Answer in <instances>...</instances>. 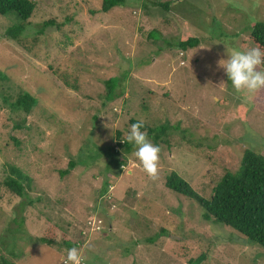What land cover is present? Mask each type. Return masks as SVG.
<instances>
[{
	"label": "rangeland",
	"instance_id": "1",
	"mask_svg": "<svg viewBox=\"0 0 264 264\" xmlns=\"http://www.w3.org/2000/svg\"><path fill=\"white\" fill-rule=\"evenodd\" d=\"M34 1L19 42L6 39L11 22L0 16V264H64L66 241L84 264H264L258 247L164 185L175 172L209 199L245 150L264 155V89L236 92L218 64L231 48L254 47L248 33L264 23V0H128L107 14L101 0ZM189 36L199 46H175ZM113 77L115 99L103 105ZM22 91L36 99L29 112L16 106ZM130 120L169 126L158 133L155 180L132 144L116 146ZM109 147L125 158L121 171L111 157L91 159ZM73 156L77 166L60 178ZM10 166L31 178L32 206L5 187Z\"/></svg>",
	"mask_w": 264,
	"mask_h": 264
},
{
	"label": "trees",
	"instance_id": "2",
	"mask_svg": "<svg viewBox=\"0 0 264 264\" xmlns=\"http://www.w3.org/2000/svg\"><path fill=\"white\" fill-rule=\"evenodd\" d=\"M128 0H101L100 9L98 13L107 14L114 8L124 7L127 5ZM155 5L161 7L163 10L168 9L167 3L160 4L155 2ZM36 8L34 0H0V16L6 17L11 25L6 29L5 37L14 42H19V38L26 32L27 21L32 16ZM44 25H52V22H45ZM41 32V30H40ZM149 37L153 39L158 38L156 32H150ZM248 39L253 43L254 47H260L264 50V23L255 22L251 24ZM200 44V39L195 36H189L185 40H178L175 46L186 51L194 49ZM259 70H264V65H261ZM119 79L116 77L109 78L104 82L105 94L103 105L108 102H112L115 99V89L118 86ZM66 84V82H65ZM68 85V84H66ZM36 104V99L32 97L26 91H22L18 99L16 100L17 107H23L25 112H29L31 107ZM131 124L137 122L136 120H130ZM166 125V123H164ZM168 124L166 126L152 128L147 125L142 129L148 134V138L152 140L155 145H158V141L161 135L168 130ZM177 128V127H174ZM161 131V132H159ZM115 137L119 139L120 133L117 132ZM130 145L127 141L118 142L117 147L124 150L125 153L129 152ZM108 152L99 151L91 159H96L98 156L104 155L105 157H111L112 160L108 162L109 165H114L118 171L125 166V158H120L119 152L115 148L109 147ZM117 156V157H116ZM114 159V160H113ZM76 159L70 157L68 166L66 169L59 171L60 178H64L69 175L70 172L77 166ZM84 164V163H83ZM10 174L4 180L5 187L16 197L26 198V205L32 206L36 200H31L28 195V191L31 189V178L26 175L21 169L10 166ZM142 174L141 171H138ZM109 182V181H108ZM108 184L106 181L103 184L101 193L107 191ZM165 187L174 193L175 196L188 200H194L204 211L203 219L206 221H212L215 224L223 225L224 227L232 229L238 235L251 245L259 248L260 254H264V155L261 152L255 150H245L240 159L239 167L234 172H226L212 187L211 197L205 199L199 196L193 188L182 179L177 173L171 172L165 180ZM40 199V198H36ZM23 207L20 211H23ZM17 220L14 219V222ZM22 218L20 219V224ZM18 233H23L22 230H18ZM14 237V249L16 248L17 241L20 236ZM153 237H147L146 240L149 243L153 242ZM155 239V237H154ZM35 241L25 237V242ZM36 242V241H35ZM39 244H53L52 239L45 237L38 238ZM69 247H76L78 243H71L66 241L65 243ZM23 254V252H20ZM189 264H193V260L188 261ZM2 264H11L10 261L5 259L1 260Z\"/></svg>",
	"mask_w": 264,
	"mask_h": 264
},
{
	"label": "clouds",
	"instance_id": "3",
	"mask_svg": "<svg viewBox=\"0 0 264 264\" xmlns=\"http://www.w3.org/2000/svg\"><path fill=\"white\" fill-rule=\"evenodd\" d=\"M223 68L227 80L236 92L251 97L264 89V70H259L264 65V50L260 47H250L246 50L231 48L226 59L218 62ZM144 121H137L130 125L126 140L134 146L133 156L146 175L155 180L158 177L160 147L151 143L146 131ZM64 264H84L81 250L76 247L66 249Z\"/></svg>",
	"mask_w": 264,
	"mask_h": 264
}]
</instances>
